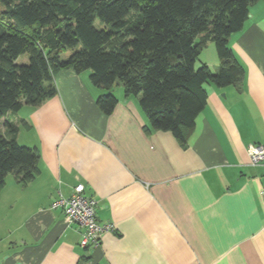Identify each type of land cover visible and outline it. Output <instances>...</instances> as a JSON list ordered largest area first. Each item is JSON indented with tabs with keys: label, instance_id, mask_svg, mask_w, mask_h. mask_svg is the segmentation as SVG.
<instances>
[{
	"label": "crops",
	"instance_id": "obj_1",
	"mask_svg": "<svg viewBox=\"0 0 264 264\" xmlns=\"http://www.w3.org/2000/svg\"><path fill=\"white\" fill-rule=\"evenodd\" d=\"M228 39L241 86L206 84L185 146L149 129L139 96L120 83L105 114L96 99L106 90L89 70L60 68L56 94L11 113L17 140L39 159L31 180L10 173L0 189V264H264V163L252 164L248 150L264 145V0ZM209 43L199 63L216 70ZM77 183L114 226L87 248L51 207Z\"/></svg>",
	"mask_w": 264,
	"mask_h": 264
},
{
	"label": "trees",
	"instance_id": "obj_2",
	"mask_svg": "<svg viewBox=\"0 0 264 264\" xmlns=\"http://www.w3.org/2000/svg\"><path fill=\"white\" fill-rule=\"evenodd\" d=\"M256 1L0 0V189L9 173L26 183L37 172L39 152L17 140L10 114L56 94L60 68L89 70L106 90L96 99L105 114L117 103L110 90L119 81L126 96H139L149 129L171 131L185 146L206 84L241 86L244 69L228 38ZM209 42L216 70L199 63ZM21 54L26 62H17Z\"/></svg>",
	"mask_w": 264,
	"mask_h": 264
},
{
	"label": "built area",
	"instance_id": "obj_3",
	"mask_svg": "<svg viewBox=\"0 0 264 264\" xmlns=\"http://www.w3.org/2000/svg\"><path fill=\"white\" fill-rule=\"evenodd\" d=\"M252 164L264 163V145L254 142L248 147ZM264 194V191L262 192ZM96 199L84 192V185L77 183L72 187L69 196L59 195L52 203V208H60L68 225L80 228V245L95 246L101 235L114 230L111 223L100 222L96 216Z\"/></svg>",
	"mask_w": 264,
	"mask_h": 264
},
{
	"label": "rangeland",
	"instance_id": "obj_4",
	"mask_svg": "<svg viewBox=\"0 0 264 264\" xmlns=\"http://www.w3.org/2000/svg\"><path fill=\"white\" fill-rule=\"evenodd\" d=\"M96 22H97V21H96ZM209 44H211V45H210L211 48L214 49L213 43L210 42ZM207 46H208V45H207ZM207 46L202 50V52H201V54H200V59L202 58V56H203L204 54L207 55L208 51L210 50V49H209L210 47H207ZM207 48H208V49H207ZM211 50H212V49H211ZM214 50H215V49H214ZM69 52H70V50L68 49L66 52H64L63 56H64V57H67ZM213 52H214V51H213ZM26 61H27V55H26V54H21V55H19L18 58H17V62H26ZM9 174H10V173H9ZM9 174H8V175H9Z\"/></svg>",
	"mask_w": 264,
	"mask_h": 264
},
{
	"label": "water",
	"instance_id": "obj_5",
	"mask_svg": "<svg viewBox=\"0 0 264 264\" xmlns=\"http://www.w3.org/2000/svg\"><path fill=\"white\" fill-rule=\"evenodd\" d=\"M117 84H119V81H116Z\"/></svg>",
	"mask_w": 264,
	"mask_h": 264
}]
</instances>
